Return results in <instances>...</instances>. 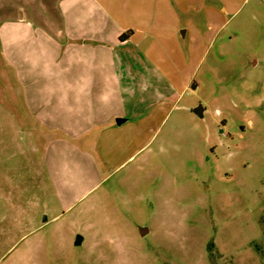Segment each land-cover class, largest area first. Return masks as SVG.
I'll return each mask as SVG.
<instances>
[{"label":"rangeland","instance_id":"1","mask_svg":"<svg viewBox=\"0 0 264 264\" xmlns=\"http://www.w3.org/2000/svg\"><path fill=\"white\" fill-rule=\"evenodd\" d=\"M168 1L163 23L181 27L156 58L175 64L180 99L100 182L84 161L69 197L54 178L70 151L48 169L59 136L31 127L0 53V264H264V0ZM57 7L0 0V20Z\"/></svg>","mask_w":264,"mask_h":264},{"label":"crops","instance_id":"2","mask_svg":"<svg viewBox=\"0 0 264 264\" xmlns=\"http://www.w3.org/2000/svg\"><path fill=\"white\" fill-rule=\"evenodd\" d=\"M167 5L168 0H58L57 13L0 20V53L22 86L24 115L36 120L35 131L59 136L47 143L48 169L54 168L56 150L70 151L71 160L54 178L63 196L71 194L70 183L76 190L84 179V161L99 182L105 169L123 165L132 156L127 152L142 147L155 130L161 102L180 99L175 64L156 58L161 38L174 39L181 27L173 20L164 25Z\"/></svg>","mask_w":264,"mask_h":264},{"label":"water","instance_id":"3","mask_svg":"<svg viewBox=\"0 0 264 264\" xmlns=\"http://www.w3.org/2000/svg\"><path fill=\"white\" fill-rule=\"evenodd\" d=\"M193 110H194L196 113L200 114V115L203 114V107H202V105H199V106H197V107H194ZM140 230H141V233H142V234H145V233L148 231V228H147V227H141ZM78 242H79V241H78Z\"/></svg>","mask_w":264,"mask_h":264}]
</instances>
